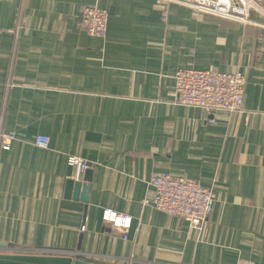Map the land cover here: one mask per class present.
Returning <instances> with one entry per match:
<instances>
[{"label": "crops", "instance_id": "1", "mask_svg": "<svg viewBox=\"0 0 264 264\" xmlns=\"http://www.w3.org/2000/svg\"><path fill=\"white\" fill-rule=\"evenodd\" d=\"M253 1L241 23L156 0H0V113L15 133L0 148V264H264V0ZM89 4L107 14L103 37L81 26ZM177 68L241 72L240 108L172 103ZM70 153L86 162L77 178ZM163 171L210 190L201 229L143 203ZM104 206L131 216L125 237Z\"/></svg>", "mask_w": 264, "mask_h": 264}, {"label": "built area", "instance_id": "2", "mask_svg": "<svg viewBox=\"0 0 264 264\" xmlns=\"http://www.w3.org/2000/svg\"><path fill=\"white\" fill-rule=\"evenodd\" d=\"M157 2H174L205 14L220 16L236 22H247L248 12L254 8L253 0H156ZM164 11L161 18L164 19ZM107 14L104 9L94 4L84 5L80 9V23L92 36L103 37L106 30ZM170 96L172 103L183 106L211 110L237 111L242 101L243 75L239 71L222 72L193 68H177L172 73ZM15 138L13 131L2 129L0 113V148H8ZM32 142L38 147H45L48 137L36 134ZM66 163L73 167L74 178L86 167L85 160L75 154L66 155ZM148 183L153 193L150 204L169 214L178 215L194 229H201L211 208L213 197L210 190L194 179L175 175L167 171L153 174ZM100 218L103 222L120 230L121 236L127 235L131 216L113 208H101ZM83 228V225L80 227ZM234 264H256L248 258L238 256Z\"/></svg>", "mask_w": 264, "mask_h": 264}, {"label": "water", "instance_id": "3", "mask_svg": "<svg viewBox=\"0 0 264 264\" xmlns=\"http://www.w3.org/2000/svg\"><path fill=\"white\" fill-rule=\"evenodd\" d=\"M73 185L74 186V190H76L77 188H80V193H81V198L83 200H85V184H83L81 181H73L71 179H67L66 182H65V188L66 190L71 186ZM83 191V192H82ZM73 264H95V263H89L88 261H82V260H78V259H75Z\"/></svg>", "mask_w": 264, "mask_h": 264}]
</instances>
